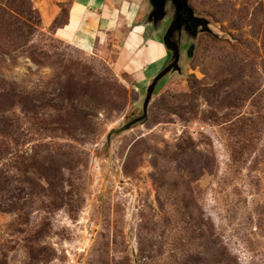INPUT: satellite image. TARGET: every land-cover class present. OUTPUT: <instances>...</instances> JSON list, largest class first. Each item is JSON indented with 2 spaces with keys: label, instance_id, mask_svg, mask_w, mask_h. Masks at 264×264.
<instances>
[{
  "label": "rangeland",
  "instance_id": "obj_1",
  "mask_svg": "<svg viewBox=\"0 0 264 264\" xmlns=\"http://www.w3.org/2000/svg\"><path fill=\"white\" fill-rule=\"evenodd\" d=\"M188 4L160 78L172 19L86 52L0 0V264H264V0Z\"/></svg>",
  "mask_w": 264,
  "mask_h": 264
},
{
  "label": "crops",
  "instance_id": "obj_2",
  "mask_svg": "<svg viewBox=\"0 0 264 264\" xmlns=\"http://www.w3.org/2000/svg\"><path fill=\"white\" fill-rule=\"evenodd\" d=\"M36 8L39 10L44 27L51 28L58 25L62 20V16L66 15V21L59 24L56 28V36L68 43L86 52H92L101 35L104 34H122V21L120 15L127 18L133 14L139 15L140 10L145 7L146 19L148 16V1L145 0H33ZM83 3H80L82 2ZM139 2L141 6L139 7ZM132 4L139 7L137 11L131 12ZM77 9L76 13L73 14ZM73 14V15H72ZM142 14V13H141ZM76 21V22H75ZM138 25V24H137ZM141 25V24H140ZM139 26V25H138ZM137 27V26H135ZM134 27V28H135ZM140 39L144 40L145 32L140 33ZM131 38V37H130ZM125 38L123 41L126 43L132 41V38ZM145 42V40H144ZM134 43V42H132ZM131 43V44H132ZM146 43V42H145ZM130 44V43H129ZM130 44V46H132ZM151 48V47H150ZM146 50L151 51V49ZM119 61L121 64L122 59L125 60L130 55V50L120 49ZM145 50V51H146ZM133 54L131 53V58ZM143 56V55H142ZM145 54L143 56L142 65L146 63ZM130 58V59H131ZM147 59V58H146ZM149 61V60H148ZM125 62V61H124ZM123 62V63H124ZM128 63V62H127Z\"/></svg>",
  "mask_w": 264,
  "mask_h": 264
},
{
  "label": "water",
  "instance_id": "obj_3",
  "mask_svg": "<svg viewBox=\"0 0 264 264\" xmlns=\"http://www.w3.org/2000/svg\"><path fill=\"white\" fill-rule=\"evenodd\" d=\"M177 1L178 0H149L148 1L149 11H148V16H147V21L145 23L139 25V26H142L143 28L145 27V29H148L149 28L148 26H151L152 20L157 22L156 24H158L159 21L169 22L170 18L168 16L167 10H168V8H169V10L173 9V5L176 4ZM182 4L184 5L183 6L184 9H189L191 20H192L191 28L193 27L195 29V31L197 32L198 27L203 25L201 19L195 17L194 11L189 7L188 0H183ZM176 7H178V9L175 10L176 11L175 14H178L180 9H181V5L178 4ZM181 28H179V29H181ZM179 29H174V27L171 26L169 31L164 30L163 42L155 41V40L151 39V40L157 42V44H162L167 51L174 52L176 54L175 62L173 64L169 65V67L165 70V72H163L160 75V78L166 76L170 72H175V71L179 70V68H178L179 56H177L178 47H177V45H175L177 49L174 48L173 50H171L167 44V39H166L167 36L172 35L175 32V30L177 31ZM160 30H161L160 33L162 34L163 28H160ZM147 34H148V32L145 33L144 40H145V42H147V41L150 42V38L146 37ZM173 58H174V56H173Z\"/></svg>",
  "mask_w": 264,
  "mask_h": 264
},
{
  "label": "flooded vegetation",
  "instance_id": "obj_4",
  "mask_svg": "<svg viewBox=\"0 0 264 264\" xmlns=\"http://www.w3.org/2000/svg\"><path fill=\"white\" fill-rule=\"evenodd\" d=\"M182 3H183V0H178L176 2V4L173 5L174 10L178 9V7H176L178 4L181 5V9H180L179 13L175 14V16L170 18V19H172L171 20V26H173L174 29H179L181 27L184 29L185 28H187V29L191 28L192 20H191V16H190V11H189V9H184L183 8L184 5ZM176 32L177 31L175 30V32L172 35L166 37L167 44L171 50H173L174 48L177 49L175 44L172 41V37Z\"/></svg>",
  "mask_w": 264,
  "mask_h": 264
}]
</instances>
